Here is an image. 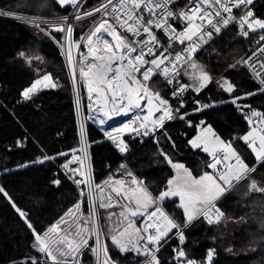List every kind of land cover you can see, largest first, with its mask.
<instances>
[{"label":"trees","instance_id":"trees-1","mask_svg":"<svg viewBox=\"0 0 264 264\" xmlns=\"http://www.w3.org/2000/svg\"><path fill=\"white\" fill-rule=\"evenodd\" d=\"M100 1L86 0L82 9ZM249 8L255 17L264 18V0H257ZM0 9L57 16L69 13L71 6L61 7L55 0H0ZM243 12L245 8L237 10L236 16ZM84 28L75 27L76 42ZM257 32L250 31L244 36L233 24L208 45L206 53L200 52L196 58L212 76L224 70L223 76L234 86L235 95L245 96L239 102L264 114V91L238 65L239 68L226 70L224 64L228 54L240 56ZM86 50L84 42L80 49L82 55ZM45 75L50 77L51 86H55L38 89L27 104H20L18 99L22 92ZM80 87L85 110L86 97L82 85ZM149 88L161 92L173 103L158 78L150 82ZM186 93L195 96L189 89ZM235 95L220 93L211 84L195 96L178 117L169 121L155 139L142 144L131 141L127 164L156 197L166 190L174 176V168L165 155L173 163L183 164L194 177L210 171L207 167L210 155L189 145L201 122L210 125L245 165L253 169L218 199L217 204L225 214L224 222L209 226L202 218L193 220L182 232L183 243L180 236L176 237L158 252L159 264H175L172 258L178 251H183L190 260H201L211 247L216 249L214 264H264V160L255 167L259 160L242 139L249 125L245 113L230 100ZM182 114L184 119H179ZM92 122L86 120L84 129L92 178L99 181L121 157L100 127ZM77 155H80V139L72 88L68 68L58 48L49 37L31 27L0 18V188L3 189L0 192V264H33L34 261L41 264L38 259L42 253L36 234L44 237L52 222L75 216L79 195L70 182L57 173L56 166ZM177 203V199L163 200L175 221L184 225V214ZM83 207L87 213L85 198ZM127 208L133 207L118 197L113 206L99 212L104 246L114 264H139L144 258L132 249L121 252L111 243ZM232 220L242 222L230 230L227 223ZM81 236L83 238V234ZM248 248L249 252L243 251ZM67 254L65 258L70 260L68 251ZM82 261L89 263L91 259L85 255Z\"/></svg>","mask_w":264,"mask_h":264},{"label":"built area","instance_id":"built-area-1","mask_svg":"<svg viewBox=\"0 0 264 264\" xmlns=\"http://www.w3.org/2000/svg\"><path fill=\"white\" fill-rule=\"evenodd\" d=\"M86 0H79V4L77 6V10H75V7H73V11L67 14L63 15H52V16H33L26 13H20L12 10H6V9H0V18L5 19H11L16 21H21L23 25H26L28 27H31L33 30H35L37 33L45 35L49 37L54 44L57 46V48L60 51V54L64 60V63L66 67H69V54H68V46L65 42L66 38L69 36L66 29L70 26L72 28V32L74 31L75 27L77 26L78 22L81 20H87L88 25L90 24H96L100 23L102 20H108V22L114 26L117 27V30L121 33H123L126 36H129L131 39H136V37H131L129 33L124 32L123 29L119 28V25L117 24V21L115 20L114 16H112L111 8L112 5H108V14H105V9L101 8V5L106 4L107 0H101L99 3L93 5L90 8L82 9V6ZM257 0H253V4ZM197 2V0H192L190 3V0H173L172 3L167 4L166 8H156L155 12L152 14H149L146 9H142L140 14L146 15V19L148 18H162V19H168V22L172 25V27L176 30V34H179L181 32H185L186 29L189 27V24L191 23L194 26H201L198 28H195V34L192 35V39L188 40L185 39L183 43H180L176 39H169V35L163 31L162 29H153L154 33L156 34L157 38L160 41L161 47L157 48V55L160 51H163L164 48H167L164 41H169L172 45H174L173 49H168L167 55L168 60L164 62L160 66V68H155L151 64H145L140 68L139 72L132 73L139 81L145 83L148 85L154 78H158L165 88L167 89L169 98L173 101L172 104L168 102V106H161V111H157L156 107L159 105L158 100H153V104H148V97L144 96V89L140 88L139 84L133 85L134 88H139L140 95L144 96L143 99L139 100V103L141 105L140 108H132L127 113L125 112H116L112 113L109 110L112 108V93L106 91V86L103 84L97 85L96 83L92 84L93 91L89 93V81L93 80L94 77L92 76V73L89 72L88 76H82L81 75V68H83L86 72H88V65L91 63H99L98 59H94L98 56H103L105 58V63H107V58L111 55V52L105 51L103 42L98 41L97 44L89 46L92 48H95L96 51L90 53L89 48L87 49V55L81 58V53L78 51H74L71 49L70 56H71V65L72 68V74H69L70 77V83L72 88V96L74 98V104L76 109V115H77V122H78V130H79V139H80V155L74 156L77 157L73 163L69 164V167L66 169L64 167L65 164H67L69 161H73L72 157L69 160L64 161L63 163L56 166L57 173L62 174L72 187L75 189V191L78 193L80 200L83 202V199L85 198L87 201L88 206V214H89V226H90V232L87 238V246H83L80 250V252L77 254L78 257H81L82 254H85L90 257L91 261L89 263L85 264H105V256H104V242L102 238L101 233V225H100V219H99V212L101 210H105L109 207H111L115 203V198L112 194V192L105 186L104 181L106 179L109 180H119L120 186L127 187L128 190H131L132 192H140L136 191L138 188L146 189L147 192L150 194V196L156 200V203L153 204L149 209L144 211V215H139L138 217H135L132 227L129 228L128 233V243H129V234H132L135 239H138L141 246L147 247L151 250L150 253L147 255L145 254V251L140 253L143 258L144 263L149 264L151 261L152 255H156L167 243H169L174 238L181 235L183 230L191 223L186 222L184 225H179L175 219L170 215V213L165 209L162 201H160L158 198L151 194L149 190L146 188L143 180L137 176L136 173L132 171V169L127 164L128 156L131 153L132 145L131 141H137L139 144L151 141L156 138V135L160 130L164 128V126L171 121L172 119H167L163 121V127H160L158 125H153L152 121L157 120L161 115H163V107H168L171 110H173V115L175 119L178 117L179 113L188 107L192 101H194L195 96L198 94H195V96L189 95L186 93V90L183 91L181 95L174 96L173 92L175 90H178L182 85V70L186 66V64L191 61L192 58L196 57L201 51L205 49L206 46H208L214 39L224 30L229 28L231 25H233L236 21H230L228 25H223V23L220 21V17H217L215 15V12L219 9L221 12V16L224 18H228L229 15L236 16V11L244 8L243 6L239 9L233 7L232 12H224L223 9L220 8L219 4L215 3V0H208V2L204 5H202V9L206 10L208 12V16L205 17L203 20L201 19H194L193 21L189 22L183 18H180V13L182 11H188L190 8L194 7V4ZM119 0H113V4H118ZM143 3V0H142ZM153 3H156L155 0H153ZM250 5V6H252ZM248 6V7H250ZM101 8V11L99 12H93L94 9ZM170 10L173 13H175V18H168L164 16L165 10ZM87 12H93L92 15H85ZM77 15L81 16V19H76ZM189 15H193L192 12H189ZM211 19L213 24H217L220 27V32L217 33L212 28V25L208 23V20ZM131 23V21H130ZM54 26H61L62 29H65V31L57 32L52 29ZM111 30L108 28V25H105V28L101 30V32L98 34L100 37L105 36L108 38L107 31ZM203 32H211V38H209L207 35L203 37V40L200 39V35ZM264 36V29L258 30L257 34L250 40V42L246 45L244 52L239 56L237 60V65L242 68L247 75L250 77V79L260 88L264 91V83H262V79H264V39H261V37ZM193 42H196L199 47L196 48L195 52H192L191 56L189 57L188 52L184 51L185 49L189 48ZM139 51V48H138ZM177 53H180L182 56L185 57V59L176 62L175 68H173L172 63H169V61H174V58ZM136 53H133V56H135ZM151 56H146L145 59H152ZM119 63L117 60L113 63V69H115L116 64ZM126 64V62H125ZM80 66V75L78 74V68ZM167 66L169 68V77L165 78V75L162 71L163 67ZM130 66H126L122 68L121 70L123 72H126ZM147 68H153V73L150 75V79L148 81H143V72ZM107 69H105L106 71ZM69 73V70H68ZM109 77L114 75V72L108 73ZM82 82L83 91L85 93L86 97V109L84 110L83 104H82V93H81V87H80V80ZM168 79L172 80V83H168ZM102 88L109 100H110V107L106 104V102H103L98 98V91L99 88ZM151 92H158L161 97H163L166 100V97L159 91H153L149 88ZM192 94V93H191ZM32 93L30 94L29 98H25L23 95H20L18 102L20 104H27L30 101ZM120 95H123V93L117 94V99H119ZM91 96V99L89 98ZM181 102H183V107H181ZM123 103H127V100L123 101ZM175 109H179V112H175ZM105 111H109L108 115H105ZM152 112V115L149 117L148 120H144L143 122L147 125V128H152L153 131H148L145 135V132L147 131V128H141L140 123L141 121L136 120L137 116H140L143 120L144 117L149 115V112ZM84 112V115H83ZM98 112L100 115L108 122L107 126L105 128H100L101 133L104 135V137H107L109 140V143L113 147V149L118 153V155L121 157V160L116 166L109 167L107 169L106 174L102 179L99 181H94L92 178V173L90 169V163H89V150H88V144L86 141L85 136V129H84V120H89V113H95ZM88 114V115H86ZM119 115L121 117V120L117 122H110L108 117L109 116H116ZM91 121V120H90ZM93 125H95L94 122H92ZM125 125H128V128H125ZM252 125L257 126L256 119L252 120ZM132 129H137V131H132ZM121 147H124L126 150L121 151ZM214 155L209 156V160L207 163V167L209 164H212L215 162L216 159L220 160V163L223 161V158L225 157V152L222 149L216 150L213 152ZM81 162L83 163V167H81ZM218 163L217 165H219ZM123 165V167H122ZM216 165V166H217ZM211 168V167H209ZM73 169H77L78 171H72ZM126 177H129L131 179V184L126 185L121 179H125ZM121 178V179H120ZM76 181H81V183L77 184ZM133 181H136L134 183ZM142 182V183H141ZM110 198V199H109ZM217 200L213 201L215 206L219 208L220 212L222 213V216H220L219 220H217L216 216L213 215L212 219L213 222L209 223L208 220L205 218V216L202 214L203 210L206 209L208 206L205 205L203 210L195 217V218H202L203 221L209 225V226H216L223 222L225 218L224 212L221 210V208L217 204ZM81 202V203H82ZM104 204V207H101V204ZM110 205V206H109ZM159 206L165 216H167L169 219L173 220L177 225H179L178 228H169L167 221L164 219V217L160 216L159 214L156 217H153L151 220L148 219V214L155 210V208ZM215 209H213V212ZM82 216V204L81 209L78 213V215L70 221V223L65 224V221H54L52 222L48 229L47 233L50 236L48 246L53 244L54 242L65 239L66 243H69L71 238L67 235L69 231H71L72 227L75 225V223L81 218ZM146 224H159L162 229H164L167 232V235L163 236L159 242L158 245L148 244L147 243V236L149 233L155 234L156 228L152 227L148 229V232L144 231V226ZM53 226L57 227V231L52 232L49 231ZM139 229V233L136 232V230ZM140 236H143V239H140ZM158 248V251H157ZM93 249H97V252H94ZM212 251L213 256L211 258V264H214V261L216 260V249L214 247L208 248L205 251V257L201 260H190L186 256L183 258H178V252L175 254V256L172 258V260L175 262V264H187V261H194L195 264H208V252ZM46 254V251L43 253L42 256ZM42 263L45 262V260L40 259ZM52 264H61L57 262H49ZM66 264V263H64ZM108 264H114L113 262L108 259Z\"/></svg>","mask_w":264,"mask_h":264},{"label":"snow or ice","instance_id":"snow-or-ice-1","mask_svg":"<svg viewBox=\"0 0 264 264\" xmlns=\"http://www.w3.org/2000/svg\"><path fill=\"white\" fill-rule=\"evenodd\" d=\"M58 2L61 4V6H64L66 4H71L73 7H77L79 4V0H58ZM173 0H162L161 3H153V0H119L118 4H113V0H107L106 4L101 5V8L105 9V14H108V5H112L111 8V15L114 16L115 20L117 21V24L119 25L120 29H123L124 32L129 33L131 37H136V39H131L129 36L124 35L123 33L119 32L117 30V27L110 24L108 20H102L98 25L95 26V28L82 39H86L88 44L91 45L93 41V37H97V40L100 42H103L105 51L111 52V55L107 58V63H105V58L103 56L95 57L94 59H98L99 63H91L88 65V72H86L83 68H81V75L82 76H88L89 72L92 73V76L95 78L94 81H89V93L93 91L92 84L96 83L97 85L103 84L106 86V91L112 93V108L109 110L112 113L116 112H125L127 113L132 108H140L141 105L139 103L140 99H143L144 96L148 97V104L152 105L153 100H158L159 105H157L156 110L161 111V106H166L168 104V101L165 100L163 97L160 96L158 92H151L149 90V87L147 84L139 81L132 73H136L140 71V68L145 64H151L155 68H160L162 64L166 60H168V49L164 48L163 51H160L157 55V48L161 47L160 41L157 38L156 34L154 33L153 29H162L169 35V39H176L180 43H183L185 39L191 40L192 35L195 34L194 29L201 27V26H194L191 23L189 24V27L186 29L185 32H181L179 34H176V30L172 27V25L168 22V19H162V18H148L146 19L143 15H141V10L146 9L149 14H152L155 12L156 8L165 7L167 4L172 3ZM192 0H190V3ZM208 0H197V2L194 4V7L190 8L188 11H182L180 13V18H183L189 22L193 21L194 19H201L203 20L205 17H207L209 14L206 10L202 9V5L206 4ZM216 4L220 5V8L223 9L224 12L231 13L232 8L235 7L237 9L241 8L242 6L246 9V14L239 18V25L241 30H243L244 26L247 25L249 30L254 31L255 27H258L260 29H264V21L257 19L254 17V14L252 10L248 7L253 4V0H215ZM101 8H96L93 10V12H99L101 11ZM93 12H87L85 15H92ZM189 12H192L193 15H189ZM215 15L217 17H220V21L223 23V25H228L230 21L235 20L236 18L232 15H229L228 18H224L221 16V12L218 9L215 12ZM164 16L168 18H175V13H173L170 10H165ZM76 19H81V16L77 15ZM131 21V23H130ZM208 23L212 25V28L215 32H220V27L217 24H213L211 19L208 20ZM105 25H108V28L111 29L110 32H108V35H111L114 40L116 41L115 45H112L109 41L106 39H102L98 34L101 32L102 29L105 28ZM59 31H65V29H57ZM69 37L72 33V28L69 26L66 29ZM242 34L247 36L246 31H242ZM207 35L209 38H211L212 33L211 32H203L200 35V39L203 40V37ZM261 39H264V36L261 37ZM168 47H172L171 44L168 45ZM199 47V45L196 42H193L192 45L185 49L184 51L188 52L189 57L191 56L192 52L196 51V48ZM139 48V51H138ZM96 49L90 47L89 52H95ZM133 53H136L135 56H133ZM24 54L21 53V56ZM146 56L153 57L152 59H145ZM185 59L184 56H182L180 53H177L174 61H169V63H172L173 68H175V63L179 62L181 60ZM119 61V63L116 64L115 69H113V63L116 61ZM126 62V64H125ZM69 64L71 65V56H69ZM130 65L131 67L128 68L126 72H123L121 69ZM264 67V65H262ZM191 68L196 70L199 74L196 75L193 74V79L198 82V87H196V91L199 92L202 88L206 86V82L209 81V77L206 73L203 72L202 69L198 68L197 64L192 63ZM105 69H107L105 71ZM165 78L169 77V68L167 66L163 67L162 69ZM114 72V75L109 77L108 73ZM153 73V68H147L143 72V81H148L150 79V75ZM50 77L45 75L43 77V80H37L35 81L31 87L27 88L23 92V96L27 99L30 97V94L33 93L37 86L40 85L43 81H49ZM264 83V79L261 81ZM168 83L171 84L172 80L168 79ZM139 84L140 88L144 89V96L140 95L139 88H134L133 85ZM55 86V85H52ZM222 87H225V90L228 92H232L234 90V86L231 84H228L225 82L224 85H221ZM187 88L186 85H181V87L178 90H175L173 92L174 96L181 95L183 91H185ZM123 93V95H120L119 99H117V94ZM100 93H98L99 95ZM91 99V96L89 97ZM236 99H240V97H237ZM127 100V103H123V101ZM199 103V101H197ZM233 103H235V99L233 100ZM181 107H183V102H181ZM204 107H209V105H204ZM109 111H105V115L109 114ZM163 115H161L157 120L152 121L153 125H158L160 127H163V121L165 118L167 119H173V110H171L168 107H163L162 109ZM175 112H179V109H175ZM152 115V112H149V115L144 117L143 120L140 116L136 117V120L141 121L140 127L141 128H147V125L143 122L144 120H148L149 117ZM253 116H259V113L253 112ZM179 119H184V115H180ZM251 122V121H250ZM203 123V122H201ZM128 125H125V128H128ZM132 131H137V129H132ZM148 131H153L152 128H147V131L145 132V135ZM251 133H249L247 136L243 137L245 142L248 141L249 136ZM199 139V138H197ZM216 139L219 141V137H216ZM193 148L198 147L197 140L190 141ZM222 143V142H221ZM261 148L264 149V130H262L261 134ZM249 147H252L251 144H249ZM227 150L231 152L232 156L236 158V164L239 165L241 169H243L245 172L251 171L253 169H249L243 161L237 156L236 152L232 149L231 145L226 146ZM122 152L126 149L124 147H121L120 149ZM77 151V150H74ZM204 151L208 152L209 149L207 147L204 148ZM253 151H255V148H253ZM164 155L163 153H161ZM210 155H214V153L210 152ZM226 158V157H225ZM77 157L73 158V161H69L67 164L64 165V167L67 169L69 167V164L73 163ZM165 159L168 160V163L176 170H180L184 168L183 164L180 163H173L166 155ZM257 159H264V152L257 154ZM220 163L219 159H216L214 163L209 164L208 167H211L213 169L216 168V165ZM81 167H83V163L81 162ZM123 167V165H122ZM72 171H78L77 169H73ZM189 179L190 183H183L180 185H177L176 190H168L164 191L160 194L159 200L163 201L165 197L168 196H176L178 195L181 200V207L184 208L185 215L189 222L194 218L192 214L189 213V205H192L193 207L198 204H205L208 207L203 210V215L208 220L209 223L213 222V215L216 216L217 220H219L220 216H222V213L220 212L219 208L215 206L213 201L219 199L228 189L221 186L219 183H217L216 180L213 179V177L209 174H205L203 177H200L199 179L191 178L190 173ZM239 178V177H238ZM221 180H224L227 184L228 181L224 175L220 176ZM205 181H208L210 183H205ZM136 183V181H133ZM58 183V181H57ZM77 184L81 183V181H76ZM117 183H120L119 181ZM142 183V182H141ZM169 185L171 186L173 184L172 180H169ZM232 187L229 185V188ZM253 187H255V184H253ZM115 190V189H114ZM136 191L142 192L143 198L148 203H145L143 205L145 211L147 210V207L149 204H155L156 200L153 199L150 194L147 192L146 189L138 188ZM0 192H3V189L0 188ZM119 194V193H118ZM6 195V194H5ZM110 199V198H109ZM125 199H129L128 196H125ZM187 200V203L185 202ZM135 203L140 205V200H135ZM105 205L102 203L101 207H104ZM110 206V205H109ZM15 207V205H13ZM76 207H79L77 205ZM213 209L215 211L213 212ZM19 211V210H18ZM71 211V210H70ZM144 215L143 211L138 212L137 210H133L131 212V215ZM160 215L164 217V219L167 221L169 228H178L179 225H177L173 220L169 219L161 208L157 206L154 211L148 214V219L151 220L153 217H156L157 215ZM21 217H24V213H20ZM27 223V221H26ZM28 227L32 228V225L28 223ZM129 228L132 227L131 223L128 225ZM155 227L156 233L152 234L149 233L147 236V243L158 245L161 238L165 235H167V232L161 228L159 224H146L144 226V231L148 232L149 228ZM49 231L55 232L57 231V227L53 226ZM128 232V229L125 228L123 232H120L119 235L123 236L125 233ZM137 233H139V229L136 230ZM140 239H143V236H140ZM183 234L180 235L181 243H183ZM113 243L116 244L121 252H126L131 250L129 247V244L132 245V247H135V238L132 234H129V244H122L116 236L112 237ZM36 242L37 245H39V251L45 252L47 251V255L50 259L56 260L55 257L52 256L51 250L48 249L47 242L40 237L39 234H36ZM84 245L87 246V241H83ZM71 246V241H69V247ZM94 252H97V249H93ZM136 251L138 254H140V249L136 248ZM158 251V248H157ZM149 253V250H145V254L147 255ZM62 255H65V253H61ZM104 256H105V264H108V253L107 250H104ZM185 256V253L183 251L178 252V258H183ZM213 256V252H208V264H211V258ZM33 264H36L34 261ZM149 264H159L158 258L155 255H152L151 261ZM187 264H195L194 261H187Z\"/></svg>","mask_w":264,"mask_h":264},{"label":"rangeland","instance_id":"rangeland-1","mask_svg":"<svg viewBox=\"0 0 264 264\" xmlns=\"http://www.w3.org/2000/svg\"><path fill=\"white\" fill-rule=\"evenodd\" d=\"M6 10H8V9H6ZM12 11H14V10H12ZM30 14L36 15V16H47V15H44L42 13H39V14L30 13ZM245 14H246V12H243L241 16L240 15L237 16L236 17V21L234 23L235 25L238 26V30L241 33H242V31H246L247 33L252 31V30L248 29L247 25L244 26L243 30H241V28H240L239 18L244 16ZM255 18H257V17H255ZM257 19H260V18H257ZM260 20L264 21V18L260 19ZM77 25H78V27L80 29H82L84 27L86 28V26L88 25V21L87 20H81V21L78 22ZM254 28H255V30H260V28H258V27L254 26ZM74 48H76L75 39H74ZM70 51H71V48L68 47V54H69L68 56H70ZM206 51H208V46H206L205 49L203 51H201V54L202 53L203 54L206 53ZM84 52H85V54H84ZM80 53H81V58L83 56L85 58V56L87 55V50L83 51V55H82V51ZM238 58H239V54H237V53L228 54L227 57L224 60V64L226 65V70L230 69L232 67L235 68L237 66L236 63H237ZM192 63L197 64L198 68L202 69L203 72L206 73L207 76L209 77V81L206 82V86L204 88H202L199 92H197L195 90L196 87H198V82L193 79V74L195 73L196 75H198L199 73L196 72V70L191 68V64ZM237 68H239V67L237 66ZM224 73H225V71L223 70V71L219 72V74H217L215 76H212L211 73H208V70L205 68V66H202V63H201L200 59L194 57V58L191 59V61H189V63L183 69L182 85H186L187 86L186 89H189V92L192 93V94L193 93L199 94L207 86L213 84V85L216 86V89L220 93H228L230 95H235L234 90L232 92H228V91L225 90V87L221 86V85H224L225 82L230 84L228 82V80L224 78V76H223ZM69 74H72V69L71 68L69 70ZM78 74L80 75V66L78 68ZM79 80H80V76H79ZM50 83H51V80H49V84ZM49 84L47 86H49ZM43 85L45 86L46 83L44 82ZM80 85H82L81 80H80ZM47 86H45V87H47ZM29 87H31V85L28 86L27 88H29ZM50 87H52V86L50 85ZM37 90H38V88L35 91H37ZM23 92H22L21 95H23ZM237 97H240V99H236ZM244 97H245L244 95L239 94L237 96L236 95L232 96L230 98V100L233 102V100L235 99L236 107L241 112L245 113V115H246V120L248 122L249 129H248L247 133L243 137L247 136L249 133H251V135L249 136L247 142H245V140L243 138L242 139L247 144L248 147H249V144L252 145V147H249V149L251 150V152L254 155L255 159L258 160L257 159V154L261 153V152H264V149H262L261 146H260L261 145V134H262V130H264V114L261 111L257 110V109H253V108L247 106L246 104L239 102V100L243 99ZM253 112L259 113L260 115L259 116H253L252 115ZM88 118H89V120L93 121L100 128H105L107 126V124H108V122L98 112L89 113V117ZM253 119H256L257 126H253L252 125V120ZM86 120L87 119L84 120V123H85ZM216 137H219V136L216 134V132L214 131V129L210 125H207V124H204V123H199L198 126H197V132L190 139V141L197 140V143H198L199 146L194 148V149H199L203 153H208L209 154L210 152H213V151H216V150H219V149H222L225 152V154H226L225 157L226 158L224 157L223 161L219 165H217L215 169L210 168V171L207 172V174L211 175L213 177V179L216 180L217 183H219L221 186H223L226 189H228L229 185L232 186L235 182H237L239 179H241L244 175H247L250 171L245 172L243 169H241L239 167V165L236 164V158L234 156H232L231 152L228 151L227 148H226V146L229 145V144H227L225 141H223L220 137H219V141H218L216 139ZM197 138H199V139H197ZM190 141H189V145L193 148V146L190 143ZM205 147H207L209 149L208 152L204 151ZM253 148H255V151H253ZM236 154H237V156H239L237 152H236ZM239 158L241 159L240 156H239ZM261 160H264V159H260L259 161H261ZM173 170H174V176L170 179V180L173 181V184L170 186L169 183H168L167 184V188H166L165 191H168L170 189L171 190H176L177 185L183 184L185 182L190 183V179H189V175H188L189 173L191 175V178H195V179H199L200 177H203L206 174L205 173V174H203V175H201L199 177H194L192 175V173L185 167L183 169H180V170H176V169H173ZM221 175H224L226 177V179L228 181L227 184L225 183L224 180L220 179ZM118 181L119 180H115L114 181V180L106 179L104 181V184L112 192V194H113V196L115 198V203H116V199H118V197H120L121 199L123 198L124 200H126L127 204L130 205V207H133V208H127L126 213H125V215L123 217V221L122 222L119 221V225L117 226V228H118L117 233H116V235H114V236L117 237V239L122 244H129L128 240H127L128 233H129L128 225H129V223H131V225H132L135 217L139 216V214L136 215V216H133L129 212H132L133 210H137L138 212H140V211L144 212L145 209H144L143 205L145 203H148V202L144 200L142 192H137L136 194H132V192L130 190H128L127 187L120 186V183H117ZM125 183H126V180H125ZM205 183H210V182L205 181ZM128 192H131V193H128ZM125 196H128L129 199H125ZM159 196H157V197H159ZM171 198L172 199L176 198L177 202H178L177 204L180 206L181 210L182 209L184 210V208L181 207V200H180V197L178 195L165 197L164 200L165 199H171ZM135 200H140V205L135 203ZM81 202L82 201L79 199V207L74 212L75 216L71 217L70 219L65 220V222H64L65 224L70 223V221H72L78 215V213H79V211L81 209V204H82V216L75 223V225L72 227L71 231H69L68 234H67L71 238V240H70L71 241V246L69 247V243H66L65 239L60 240L61 242H58V241L54 242L53 244L48 246V249L51 250L52 256L55 257L56 260L54 261L53 259H50L48 257V255H47V251H46V254L40 258V259L45 260V262L42 263L40 261V259H38V261L41 264H52V263H49V262H57V263H61V264H64V263H66V264H85L82 261V257L85 256V254H82L81 257H78L77 254L80 252L81 248L84 246L83 241H85V240L87 241V238H88V235H89V232H90V226H89V214H88V212L84 213L83 202L82 203ZM185 202L187 203V200ZM162 203H163V201H162ZM152 205L153 204H149L147 209H149ZM204 205L205 204H198V205H195L194 207L192 205H189V211L191 212V214L194 217L191 220V222L193 220L197 219L195 217L201 212V210H203V208L205 207ZM183 214H184V220H185V223H186V222H188V219H187V217H186L184 212H183ZM223 222H224V220H223ZM241 222H242V220H239V221L232 220V221L228 222L227 224H228L229 229L231 230V229L235 228L236 226H238ZM125 228L128 229V232L125 233V235L120 236L119 233L123 232ZM81 234H83V238H82ZM41 238L44 239L47 242V245H48L49 239H50L49 234L47 233L46 236L41 237ZM135 241H136L135 247H132V245L129 244V247L132 249V251L137 253L136 248H139L140 249V253L144 252L146 249L149 250V253L151 252V250L149 248L141 246V244H140L138 239H135ZM111 243L113 245H115V247L120 249L116 244L113 243L112 237H111ZM54 247H56L57 249H55ZM38 248H39V245H38ZM67 251L69 252V255H71L70 260H67L65 258V256H68ZM243 251L249 252L250 249L248 248V249L243 250ZM41 253L43 255L44 252H41ZM61 253H65V255H62ZM138 255H140V254H138ZM139 264H147V263H144V261L142 260Z\"/></svg>","mask_w":264,"mask_h":264},{"label":"bare ground","instance_id":"bare-ground-1","mask_svg":"<svg viewBox=\"0 0 264 264\" xmlns=\"http://www.w3.org/2000/svg\"><path fill=\"white\" fill-rule=\"evenodd\" d=\"M155 2L156 3H161L162 2V0H155ZM75 10H77V7H75ZM73 11V6L71 5V10L69 11V13L70 12H72ZM29 15H32V14H29ZM141 15H143L144 17H146V15H144V14H141ZM33 16H36V15H33ZM16 21V20H15ZM20 23H22L21 21H19ZM99 23H96V24H90L89 26H86V28L84 29V30H82L83 32L81 33V36H80V40H79V42H76L75 41V46H76V48H74V32H72L71 33V36L69 37H67L66 38V40H65V42H66V44H67V46L69 47V48H71V49H73L74 51H78V52H80V49H81V46H82V44L84 43V42H86L87 40L86 39H82L83 37H86L94 28H95V26L96 25H98ZM102 39H106L107 41H109L112 45H114L113 44V42L111 41V39L108 37H105V36H103L102 35ZM98 43V41L96 40V38L95 37H93V41H92V44L91 45H94V44H97ZM164 43H165V45H166V47L167 48H169L168 47V45L169 44H171L169 41H164ZM91 45H87V49L89 48V46H91ZM172 45V44H171ZM173 47H174V45H172V47H170L169 49L171 50V49H173ZM72 65H69V67H67L68 68V70H70V68L72 69L73 68V66L71 67ZM130 66V65H129ZM131 67V66H130ZM77 68H79V67H77ZM73 102H74V98H73ZM74 107H75V104H74ZM86 109V108H85ZM75 112H76V109H75ZM83 115H84V112H83ZM76 117H77V115H76ZM78 123V122H77Z\"/></svg>","mask_w":264,"mask_h":264},{"label":"water","instance_id":"water-1","mask_svg":"<svg viewBox=\"0 0 264 264\" xmlns=\"http://www.w3.org/2000/svg\"><path fill=\"white\" fill-rule=\"evenodd\" d=\"M61 28H62L61 26H54V27H52V29L55 30V31H57V32H61V31L57 30V29H61ZM110 31H111V30H108V31H107V35H108V32H110ZM108 37L111 39V41H112L113 44L115 45V44H116V41L114 40V38H113L111 35H108ZM98 93H100V94L98 95V98H99L100 100H102L103 102H106L107 105H109L110 100H109V98H108L106 92H105L101 87L99 88ZM166 106H168V104H167ZM109 107H110V105H109ZM110 108H111V107H110ZM108 119H109L110 122H117V121L121 120V117H120L119 115H116V116H109ZM261 162H262V160L259 161V162L255 165V167H256L257 165H259Z\"/></svg>","mask_w":264,"mask_h":264},{"label":"crops","instance_id":"crops-1","mask_svg":"<svg viewBox=\"0 0 264 264\" xmlns=\"http://www.w3.org/2000/svg\"><path fill=\"white\" fill-rule=\"evenodd\" d=\"M56 2H57V4H59L60 6H61V4L58 2V0H55ZM67 6H71V4H66V5H64V6H61V7H67ZM20 13H22L23 14V12H20ZM26 14H28V13H26ZM85 43H87V45H88V42L86 41ZM189 63V62H188ZM187 63V64H188ZM40 80H43V78H41ZM46 83V85L45 86H47L48 84H49V81H43L40 85H38L37 86V88L38 89H40V88H44L45 86L43 85V83ZM52 83H50L49 85H51ZM214 152V151H213ZM212 152V153H213ZM121 179V178H120ZM124 183H125V180H126V185H128V184H131V179L129 178V177H126L125 178V180H123V179H121ZM131 191V190H130ZM132 192V191H131ZM131 192H128V193H131ZM137 192H132V194H136ZM172 199V198H171ZM176 199V198H175ZM205 206V205H204ZM178 207L180 208V206L178 205ZM181 209V208H180ZM183 210V209H182ZM183 212L185 213V211L183 210ZM129 213H131V212H129ZM189 213L191 214V212L189 211ZM198 214V213H197Z\"/></svg>","mask_w":264,"mask_h":264}]
</instances>
